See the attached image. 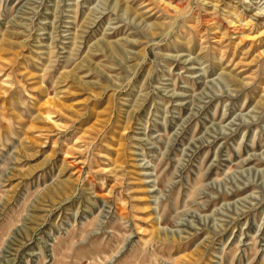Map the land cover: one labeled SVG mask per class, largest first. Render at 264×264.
<instances>
[{"label": "rangeland", "instance_id": "374dc122", "mask_svg": "<svg viewBox=\"0 0 264 264\" xmlns=\"http://www.w3.org/2000/svg\"><path fill=\"white\" fill-rule=\"evenodd\" d=\"M0 264H264V0H0Z\"/></svg>", "mask_w": 264, "mask_h": 264}]
</instances>
